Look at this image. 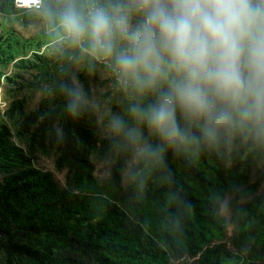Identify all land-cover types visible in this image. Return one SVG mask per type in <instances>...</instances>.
Listing matches in <instances>:
<instances>
[{
    "label": "rangeland",
    "instance_id": "obj_1",
    "mask_svg": "<svg viewBox=\"0 0 264 264\" xmlns=\"http://www.w3.org/2000/svg\"><path fill=\"white\" fill-rule=\"evenodd\" d=\"M77 88L82 98L72 111L69 90ZM131 103L103 66L55 50L39 12L0 9V264H36V252L66 264H148L157 248L188 250L237 235L264 253V143L237 136L179 153L206 183L195 184L175 167L196 207L184 210L188 225L172 222V195L158 175L159 161L138 158L131 144L123 148L122 134L108 130L112 114L135 125L127 113ZM141 128L149 143H160ZM67 144L75 162L64 152ZM45 184L53 188L51 199L35 201L39 206L24 200ZM57 197L63 200L54 202ZM39 217L61 218L78 239L87 241L93 227L100 237L79 251L29 231ZM244 262L245 255L234 252L223 264Z\"/></svg>",
    "mask_w": 264,
    "mask_h": 264
},
{
    "label": "clouds",
    "instance_id": "obj_2",
    "mask_svg": "<svg viewBox=\"0 0 264 264\" xmlns=\"http://www.w3.org/2000/svg\"><path fill=\"white\" fill-rule=\"evenodd\" d=\"M50 45L101 65L134 101L110 115L138 158L264 143V0H34ZM75 111L80 89H70ZM179 114V119H178ZM141 126L160 141L153 146Z\"/></svg>",
    "mask_w": 264,
    "mask_h": 264
},
{
    "label": "trees",
    "instance_id": "obj_3",
    "mask_svg": "<svg viewBox=\"0 0 264 264\" xmlns=\"http://www.w3.org/2000/svg\"><path fill=\"white\" fill-rule=\"evenodd\" d=\"M5 6L21 12V10H16L13 5L8 2L2 1L0 3V9ZM68 126L69 125L65 126V134H68ZM84 133L87 132L84 131ZM122 146H124L123 148L130 147V143L125 139L122 142ZM201 147H204L203 150L209 148L207 145H202ZM64 152L70 157V161L75 162L77 156L74 153V149H72L69 144L66 145ZM176 166L180 168L182 175L191 179L195 184L199 185L206 182L194 169L192 164H189L180 158V154H177L171 148H165L163 160L158 162L157 170L158 175L164 182V186L170 189L172 195L168 216L171 218L172 222L178 220L188 225V222H186L183 217L184 210L186 208L195 209L196 199L189 194L185 182L180 180L179 176L175 173ZM33 173H36V171H33ZM48 185L49 184H45L44 189L33 190L29 194L27 193V197H24V200H34V202H40L41 200L42 202H45L44 200L51 199L53 188ZM11 193L12 192H10V194ZM13 194L19 196L20 191L16 189V192ZM62 200V198L57 197L54 202L60 203ZM36 202L35 206H39ZM47 209H35L34 213L42 216L47 212ZM209 210L214 211L212 205H209ZM66 212H68V208ZM39 220H42V217H39ZM69 228L70 226L65 224L61 218L48 217V219H44L36 225H33L32 223L29 231L37 234H46L47 236L54 235L56 242L65 243L68 246L75 247L79 251H82L87 247H94L93 244L95 239L100 237L98 229L95 227L90 228V232L87 234V241L84 239H78L76 235L69 236ZM234 252L243 253L245 255L246 262L242 264H264V253L256 252L249 248L246 239L239 235L232 237L228 242L221 240L206 245L196 243L190 246L188 250L183 249L181 246H173L165 250L157 248L153 255L154 262L148 261V264H223L226 258L233 256ZM33 261L36 264H66L64 259H58V256L51 255L50 252H45L43 254L36 252L33 256ZM113 263L117 264L116 262Z\"/></svg>",
    "mask_w": 264,
    "mask_h": 264
},
{
    "label": "built area",
    "instance_id": "obj_4",
    "mask_svg": "<svg viewBox=\"0 0 264 264\" xmlns=\"http://www.w3.org/2000/svg\"><path fill=\"white\" fill-rule=\"evenodd\" d=\"M2 1H6L9 4L13 5L16 10L38 13L36 6L34 5V0H0V3Z\"/></svg>",
    "mask_w": 264,
    "mask_h": 264
}]
</instances>
